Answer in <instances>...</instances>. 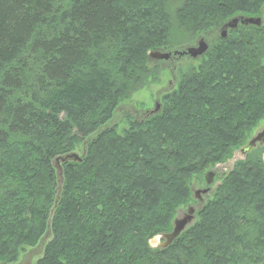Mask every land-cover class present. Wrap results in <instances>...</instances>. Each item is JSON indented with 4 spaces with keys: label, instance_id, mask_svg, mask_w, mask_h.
<instances>
[{
    "label": "trees",
    "instance_id": "1",
    "mask_svg": "<svg viewBox=\"0 0 264 264\" xmlns=\"http://www.w3.org/2000/svg\"><path fill=\"white\" fill-rule=\"evenodd\" d=\"M163 4L0 0V210L10 202L16 211L0 256L16 261L19 246L37 242L59 197L53 237L37 264H264L261 154L236 165L197 223L171 245H149L172 230L178 207L191 201L193 177L226 160L264 118V25L230 29L207 60L182 74L162 113L132 121L122 135L103 130L81 161L63 163V192L55 190L52 161L110 119L117 101L109 90L120 72L142 75L147 51L167 42L172 17L165 12L163 27L142 23L135 51L125 49L134 24L152 20ZM263 5L182 0L174 17L181 28L207 32L234 16H256ZM110 140L116 145L107 164L102 152ZM184 241V258L168 254Z\"/></svg>",
    "mask_w": 264,
    "mask_h": 264
},
{
    "label": "rangeland",
    "instance_id": "2",
    "mask_svg": "<svg viewBox=\"0 0 264 264\" xmlns=\"http://www.w3.org/2000/svg\"><path fill=\"white\" fill-rule=\"evenodd\" d=\"M120 1L132 2L133 0H120ZM146 1H150V0H146ZM153 1L154 0H152V2ZM156 1L157 3L160 2V0H156ZM164 3H165V5L163 4L164 10H162L160 7H157L156 14L154 18H152V20L147 22L140 21L134 24V28L132 31V38L131 41H129L132 42L131 43L132 45L130 43L125 44L126 46L125 49L127 50L125 51L127 55L130 54L132 55L133 50L135 51V48L132 49L133 44L135 43L137 36L143 35L142 33L143 30L141 28L142 23L147 24L150 22L151 24L154 23L155 25H157V27H163L164 25H163L162 13L165 12L172 17V19H170L169 21L170 23L168 22V25L170 26V30L167 34L168 36L166 39L167 42L163 44V46H159L154 49L152 48L147 51V58L144 61L145 73H143L142 75H138V73L141 71L135 70L134 68L132 71L128 72V75L124 72L122 73V71L120 72V76H118L119 78L113 84V87H111L109 90V97L117 101L115 107L112 110V115L110 119L104 125L99 127L96 130V132L91 134L84 142L78 144L75 147V149L71 151L78 153V155L81 158H84L87 155L90 142L95 140L103 130L115 127L117 130L116 134L122 135L124 130L130 127L132 121L146 120L155 115L162 113L167 103L166 97L178 89L179 84L181 82L182 74H186L190 70V68L193 67L198 68L200 64L203 63V61L208 59L209 52L215 47V45L220 41V39H222L221 38L222 26L213 28L211 30H208L207 32L199 29L196 30L192 28L191 25L183 28L179 27V25L177 24V19L174 17V15L176 13V9L181 5L182 0H164ZM263 13H264V5L262 6L260 13L258 15H263ZM234 17L229 18L228 21ZM152 26L153 25H151V27ZM201 38H204L209 43V50L205 52L203 55L193 57L190 55L181 56L178 54L177 55L173 54L175 50H184L190 46H198V42ZM151 51L171 52L172 56L167 60L153 59L149 55ZM128 52H130V54ZM262 63L264 64V56L262 58ZM119 64L123 68L125 62L120 61ZM138 79L140 80L138 81ZM157 103L161 104V108L159 112L153 114L152 116H148V113L155 109ZM127 114L129 117H125ZM262 129H264V118L258 123L256 127H254V129L250 132V134L246 135L242 145L233 149L231 155L226 160L215 164H211L210 166L204 169L203 174L200 177L198 178L193 177V179L190 182V189L192 192L191 201L188 202L186 205H182L178 207L172 221H174L175 218L182 216L187 211L188 207L192 205L196 208L195 219L190 225L187 226V228L184 231L190 229L191 226L197 223L199 219V212L208 204L210 200H212L217 195L220 186L223 185L225 180L233 172V170L236 168V165L240 161L241 162L246 161L248 157L254 156V154L255 155L261 154L264 159V145L258 144L256 147L252 148L246 154L242 153L241 151V149L248 144L250 139ZM110 142L111 140L109 141V144L106 145V148H104V151L102 152L104 154L103 158H105L106 160L105 163L107 164L112 162L113 159L112 155L115 151L114 146L116 145V142H114L115 144L114 146L112 142L111 143ZM61 156L62 155H60L59 157ZM58 158L52 161V165L55 168L53 176L57 178L56 181L57 187L55 188V190L57 191V195L60 196L63 192V187H64V167H63L64 164L61 161L58 163L57 161ZM100 159H102V157ZM10 164H14L12 160H10ZM209 170H213L215 172L214 181L210 185L211 189L207 194L203 195L202 200L197 199L195 197L194 192L197 189L206 188L208 186L205 180V175ZM30 173L33 174L34 171L30 170L29 174ZM57 199H59V197ZM57 199L51 210L48 227L45 233L37 240V242H35L32 245L24 244L22 246H19L17 248L16 261H10L9 258H4L0 256V264L3 263L37 264L38 263L39 259H41L44 256L45 248L48 242L53 237L51 221L55 208L58 205ZM15 212L16 211L10 213V202H7L3 206V210L2 209L0 210V241L2 240V238H4L3 234L7 228L14 229L13 227L14 225H12V223L14 222L15 219L12 216L15 215ZM172 228H173V222H172ZM161 233L156 234L149 240V245L151 248H157L156 241L159 240L158 237ZM186 243L187 241H184L182 244L180 245L178 244L174 246L172 250L169 249L168 254L169 255L179 254V256L184 258V256L187 254L186 250L188 248L187 246H184ZM183 246L186 249H184ZM119 253L123 254L121 250H119ZM96 260L99 261L100 264L101 263L119 264L117 258L114 263H112L113 262L112 258H111V263H109L108 262L109 260L105 258L96 259ZM119 260H121V262H124V259H121L120 257ZM135 264H147V260L141 258V260H138V262ZM227 264H247V262L246 260H241V258L234 260L231 258L230 261L227 262Z\"/></svg>",
    "mask_w": 264,
    "mask_h": 264
},
{
    "label": "water",
    "instance_id": "3",
    "mask_svg": "<svg viewBox=\"0 0 264 264\" xmlns=\"http://www.w3.org/2000/svg\"><path fill=\"white\" fill-rule=\"evenodd\" d=\"M261 23H262L261 17L245 16V15L234 17L224 24L222 30V37L224 38L227 37L228 30L237 28L239 24L260 26ZM208 49H209L208 42L204 38H201L198 42V46H190L184 50H175L173 54L175 55L178 54L181 56L190 55L193 57H197L203 55L205 52H207ZM149 55L153 59L167 60L172 56V53L162 52V51H151ZM160 108H161V104L157 103L155 109L150 111L148 113V116H152L153 114L158 113ZM258 144L264 145V129H262L255 136H253L248 142V144L241 149V151L242 153L246 154L252 148L256 147ZM81 160L82 158L76 152L66 153L57 159L58 163L60 161L65 163L68 161H81ZM214 178H215V172L213 170H209L205 175V180L208 186L206 188L197 189L194 192L195 197L197 199L202 200V195L207 194L210 191L211 189L210 185L213 183ZM195 213H196V208L190 205L187 211L182 216L175 218L172 231L159 235L158 237L159 240L156 241V246L160 248H167L169 245H171L182 234V232L187 228V226L194 221Z\"/></svg>",
    "mask_w": 264,
    "mask_h": 264
},
{
    "label": "flooded vegetation",
    "instance_id": "4",
    "mask_svg": "<svg viewBox=\"0 0 264 264\" xmlns=\"http://www.w3.org/2000/svg\"><path fill=\"white\" fill-rule=\"evenodd\" d=\"M237 17V16H236ZM255 17H261V19H262V23H261V25L260 26H262V25H264V13H263V15H257V16H255ZM239 25H243V24H239ZM224 26V25H223ZM223 26H222V28H221V38H224V37H222V30H223ZM246 26H248V25H246ZM255 26H257V25H255ZM239 27V26H238ZM237 27V28H238ZM235 29V28H234ZM230 30V29H229ZM229 30H228V32H229ZM209 44V43H208ZM209 50V49H208ZM207 50V51H208Z\"/></svg>",
    "mask_w": 264,
    "mask_h": 264
},
{
    "label": "bare ground",
    "instance_id": "5",
    "mask_svg": "<svg viewBox=\"0 0 264 264\" xmlns=\"http://www.w3.org/2000/svg\"><path fill=\"white\" fill-rule=\"evenodd\" d=\"M201 56V55H200ZM204 195V194H203ZM203 195H202V199H203ZM175 220V219H174ZM173 226H174V221H173ZM173 229V228H172ZM172 231V230H171Z\"/></svg>",
    "mask_w": 264,
    "mask_h": 264
}]
</instances>
